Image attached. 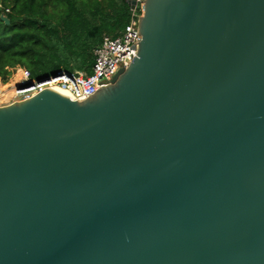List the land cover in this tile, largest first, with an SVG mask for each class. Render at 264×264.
I'll list each match as a JSON object with an SVG mask.
<instances>
[{
    "label": "water",
    "instance_id": "95a60500",
    "mask_svg": "<svg viewBox=\"0 0 264 264\" xmlns=\"http://www.w3.org/2000/svg\"><path fill=\"white\" fill-rule=\"evenodd\" d=\"M143 1L111 84L0 103V264H264V0Z\"/></svg>",
    "mask_w": 264,
    "mask_h": 264
},
{
    "label": "trees",
    "instance_id": "16d2710c",
    "mask_svg": "<svg viewBox=\"0 0 264 264\" xmlns=\"http://www.w3.org/2000/svg\"><path fill=\"white\" fill-rule=\"evenodd\" d=\"M131 14L127 0H0V77L17 66L33 80L90 73L104 35L118 36Z\"/></svg>",
    "mask_w": 264,
    "mask_h": 264
},
{
    "label": "built area",
    "instance_id": "2783aa9c",
    "mask_svg": "<svg viewBox=\"0 0 264 264\" xmlns=\"http://www.w3.org/2000/svg\"><path fill=\"white\" fill-rule=\"evenodd\" d=\"M135 2L136 7L131 10L130 22L119 35L113 37L105 34L100 45L94 50V61L90 73L61 71L48 78L33 80L27 69L17 66V68L9 69L11 73H17L20 76L12 90L6 92L2 89L0 81V103L15 101L19 97L21 99L28 95L34 96L45 88L53 89L54 87L65 90L72 100L83 101L101 85L111 84L118 72L126 68V58L132 53L137 56L135 52L139 35L138 20L143 13L145 2L143 0H135ZM6 11L9 12L8 9ZM7 93L11 94L10 98L1 100V95L5 97Z\"/></svg>",
    "mask_w": 264,
    "mask_h": 264
},
{
    "label": "rangeland",
    "instance_id": "374dc122",
    "mask_svg": "<svg viewBox=\"0 0 264 264\" xmlns=\"http://www.w3.org/2000/svg\"><path fill=\"white\" fill-rule=\"evenodd\" d=\"M19 78H20V76L14 72L11 73L10 75H7L5 80H3V79L0 80L1 86L3 87L2 89L6 90V92H8L9 90H12L13 86L19 81ZM8 94L9 93L6 94V98H7ZM17 99H20V97Z\"/></svg>",
    "mask_w": 264,
    "mask_h": 264
},
{
    "label": "bare ground",
    "instance_id": "6f19581e",
    "mask_svg": "<svg viewBox=\"0 0 264 264\" xmlns=\"http://www.w3.org/2000/svg\"><path fill=\"white\" fill-rule=\"evenodd\" d=\"M53 90H56L57 92H60V93H62V94H64V95L68 96V93H67L65 90H63V89H61V88H59V87H54ZM11 93H12V92H11ZM9 95H10V93L8 94L7 98H6V96L4 97V95H1V100H3V99H8ZM9 98H10V97H9Z\"/></svg>",
    "mask_w": 264,
    "mask_h": 264
}]
</instances>
